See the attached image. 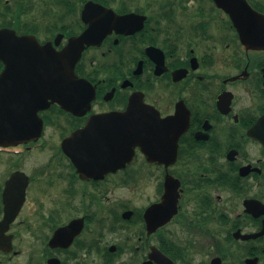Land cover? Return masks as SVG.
<instances>
[{
  "label": "flooded vegetation",
  "instance_id": "af4514ba",
  "mask_svg": "<svg viewBox=\"0 0 264 264\" xmlns=\"http://www.w3.org/2000/svg\"><path fill=\"white\" fill-rule=\"evenodd\" d=\"M222 3L0 0V73L41 78L0 144V264H264V0Z\"/></svg>",
  "mask_w": 264,
  "mask_h": 264
},
{
  "label": "water",
  "instance_id": "95a60500",
  "mask_svg": "<svg viewBox=\"0 0 264 264\" xmlns=\"http://www.w3.org/2000/svg\"><path fill=\"white\" fill-rule=\"evenodd\" d=\"M222 1L223 0H215L220 8L227 10V7ZM86 37L87 32L82 35L79 41L82 43L92 40L90 37ZM75 41L78 43L77 40ZM75 41H72L71 46L60 54L61 58L68 57L71 61L68 70L69 83L66 87L64 86V89H68L70 94L68 92L66 94L63 93L62 78L57 76V74L61 75L62 71L56 72L55 70L53 72H48V76L45 77V80L48 81V86L44 81L43 91L41 92V94L48 93L52 102H57L62 108H66L65 102H72L73 100H70V98L65 100L63 96L73 95V91L76 92L79 86L83 85V81L79 80L74 74V64L79 59L82 51V46L73 45ZM68 51L69 54L67 53ZM21 79L25 80V82L27 81L28 85L19 84L18 81ZM40 79V72L33 69L28 72H23L8 67L0 73V144L4 142L12 143L16 139L35 135L39 127L38 125H40L35 114L40 105L34 100L36 96H34L33 91L40 89V87H38ZM20 88L23 89V92L22 90L20 92L18 91ZM39 91L40 90H38V92ZM125 116L126 115H123V118ZM121 122L125 121L121 119ZM120 127L121 125L118 126V128ZM90 128H94V126H90ZM107 128V133L113 135V131L110 130V127L107 126ZM100 131L102 132V130ZM86 132L85 133L88 135L87 137H92L94 139L92 143L97 144L98 141L95 140V136L98 133L95 132V130ZM83 135L76 137V144L79 143ZM117 137L118 140L124 141L126 132L122 129L119 131ZM85 143L88 145L89 141ZM76 149H78V145ZM85 150H87V148H85ZM79 152H81V150H79Z\"/></svg>",
  "mask_w": 264,
  "mask_h": 264
},
{
  "label": "rangeland",
  "instance_id": "374dc122",
  "mask_svg": "<svg viewBox=\"0 0 264 264\" xmlns=\"http://www.w3.org/2000/svg\"><path fill=\"white\" fill-rule=\"evenodd\" d=\"M4 170L3 166L0 164V176H1V172Z\"/></svg>",
  "mask_w": 264,
  "mask_h": 264
}]
</instances>
